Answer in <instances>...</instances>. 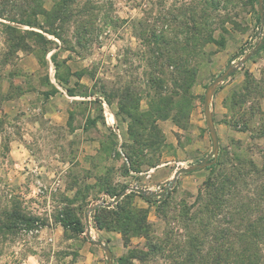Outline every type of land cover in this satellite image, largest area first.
Listing matches in <instances>:
<instances>
[{
  "label": "rangeland",
  "instance_id": "rangeland-1",
  "mask_svg": "<svg viewBox=\"0 0 264 264\" xmlns=\"http://www.w3.org/2000/svg\"><path fill=\"white\" fill-rule=\"evenodd\" d=\"M36 1L48 13L37 17L43 30L8 20L21 19L24 0H0V264H107L105 251L87 238L90 207L112 202L113 194L127 188L170 183L177 170L212 153L205 94L229 63L236 65L259 46L264 25L258 2ZM6 26L21 30L23 49L12 48ZM25 31L43 33L46 40ZM155 49L164 52L163 62L177 58L175 49L192 61L191 86L152 68ZM55 73L91 98L71 104L55 96ZM155 79L163 81L162 89ZM158 94L173 98L169 118H151L157 131L149 130L147 142L139 144L129 134L128 112L150 117ZM102 103L111 108L106 115ZM211 110L220 142L211 161L220 164L182 175L166 203L149 205L136 192L127 194L130 208L147 211L149 238L166 240L165 252H151L144 236L97 230L90 214L92 237L111 248L114 264H187L190 236L209 235L206 252L213 233L225 228L231 230L227 249L236 252L233 236L240 224L235 216L226 225L230 213L248 205L252 219L264 214V50L219 86ZM111 112L116 121L109 126ZM215 196L225 205L211 218L204 212ZM199 213L211 219V233L199 224L205 215L192 220ZM73 219L81 220L84 233Z\"/></svg>",
  "mask_w": 264,
  "mask_h": 264
},
{
  "label": "trees",
  "instance_id": "trees-1",
  "mask_svg": "<svg viewBox=\"0 0 264 264\" xmlns=\"http://www.w3.org/2000/svg\"><path fill=\"white\" fill-rule=\"evenodd\" d=\"M258 2V0H256ZM25 6H20L21 8V19L10 18L8 19L12 23H18L26 26H30L32 28H38L43 30L42 25L37 23V17L40 15L47 16L48 13L36 0H24ZM58 13L56 14V16ZM261 23V19H260ZM6 29L9 31V40L11 42L12 48H20L23 49L25 46V41L22 37V32L17 27L6 26ZM45 33H49L55 35V33H51L48 31H44ZM25 34H31L36 36L39 39L46 40L43 33H38L35 31H25ZM213 37L209 36V41L211 42ZM188 46H185L187 48ZM184 47L183 51H185ZM258 52L264 50V36L260 41L259 46L257 47ZM174 53H176L177 58L168 57L165 62L163 55L164 52L160 49L152 50V59L150 61V65L154 70H158L162 75H170L171 78H175L176 84L181 82V86L184 87L191 82L193 83L195 80L196 72L195 66L193 65L190 59L180 58L181 52L180 49H175ZM56 58V54L52 56L53 62L55 64L56 70L58 64L54 60ZM230 65V63H229ZM228 65V67H229ZM227 67V68H228ZM171 68V72H167V69ZM234 76V75H233ZM57 80L61 86L67 85L63 82L58 75L56 74ZM227 81V80H226ZM153 84L159 85V88L162 89L163 81L161 79L153 80ZM65 88V87H64ZM67 93L70 96H75L73 89H71L68 85L65 88ZM57 90V89H56ZM94 96V95H93ZM173 98L165 97L161 95H157V102L154 113H148L147 118L136 117L131 112H128V116L131 118V124L129 127L130 136H137L139 139L138 143L147 142L146 136L150 131H157V127L155 122H152L153 117L158 119L169 118L167 113V108H172ZM172 105V106H171ZM170 111V110H169ZM176 122H179L178 117H175ZM97 120H93V125L97 124ZM262 136L264 137V126H262ZM146 139V140H145ZM220 162L218 161L215 165L209 167L208 169H213ZM253 164V163H252ZM254 169L257 171V167L254 166ZM228 181V180H227ZM218 192L224 194V189H219ZM119 195L118 193L113 194L114 198ZM149 205H156L157 203H166L170 194L168 193L164 198L157 199L156 197H150L149 199H145V197L138 195ZM264 199V196L262 197ZM129 196L123 198L118 204H116L113 208H104L100 207L93 212V220L95 223V228L97 230H104L106 232H120L123 236L133 235L134 237H142L144 236L148 241V248L153 253L165 252V242H153L149 238V232L151 225L148 222V213L146 210H134L130 208V206L126 203ZM217 196H215L214 200H210V204L206 205V211L210 215L211 218L215 215V213L223 208L225 205V201L221 204L216 202ZM215 203V204H214ZM223 204V205H222ZM213 205L214 209L212 210L209 206ZM209 208V210H208ZM251 206L241 205L239 209L234 213H230L229 219L225 220L226 225H231L235 222L233 218L237 216V222L240 224L238 229L240 232L233 237H236V241L238 244V248L236 252L230 251L228 248L231 230L230 228H225L222 231H216L213 233V241L210 243L208 247V251H204V246L209 241L208 236H202L200 234L195 236H190L188 250L185 255V259H187V264H264V254L261 250V245H264V214H261L260 217L253 218L251 215ZM199 213L192 220H196L200 215L204 216L205 214ZM206 216V215H205ZM207 218L199 219V224L204 227V232L211 233L209 220H211L208 216ZM228 218V217H227ZM74 228L79 233H84V228L81 220L73 219ZM246 223V224H244ZM213 232V231H212ZM230 246V245H229ZM143 255H148L142 253Z\"/></svg>",
  "mask_w": 264,
  "mask_h": 264
},
{
  "label": "water",
  "instance_id": "water-1",
  "mask_svg": "<svg viewBox=\"0 0 264 264\" xmlns=\"http://www.w3.org/2000/svg\"><path fill=\"white\" fill-rule=\"evenodd\" d=\"M258 12L261 17V23L264 25V0H258ZM258 55V50L255 49L252 53L248 54L246 57L241 59L236 65L229 66L224 73H222L220 76H218L207 88L205 98H204V115L206 117V123L207 127L210 131V135L212 138L213 142V151L212 153L200 164L191 167V168H181L177 170L174 174L173 179L170 181V185H174L176 181L178 180L180 175L183 174H190L199 170L206 169L215 162H212L211 160L214 158L217 160L219 156V136L217 133L215 121H214V116L211 110V105L213 98L215 96V93L219 86L224 84L226 80L230 79L233 75H235L241 68L244 66L249 60H251L253 57ZM128 191L136 192L137 194L145 197V199H149L150 197H157V193L150 190V189H144V188H138V187H132V188H127L124 190L122 193L117 195L112 202L110 203H95L93 204L86 216V223H87V238L89 241H92L94 245L100 247L103 249L106 253L107 257V264H114V255L109 246H107L105 243L101 241H96L92 237L91 234V225H90V214L93 213L96 209L100 207L104 208H113L116 204H118L124 197L127 196Z\"/></svg>",
  "mask_w": 264,
  "mask_h": 264
},
{
  "label": "crops",
  "instance_id": "crops-1",
  "mask_svg": "<svg viewBox=\"0 0 264 264\" xmlns=\"http://www.w3.org/2000/svg\"><path fill=\"white\" fill-rule=\"evenodd\" d=\"M50 81L57 87V88H59V89H57V93L55 94V96H58V95H60V96H62L63 98H67L68 100H71V104H74V103H76L79 99L80 100H83V101H81V102H85L84 100H88V99H90L91 97H88V96H82V95H80V94H78L77 92H75L74 91V94H75V96H70L68 93H67V90L63 87V86H61L60 84H59V82H58V80H57V77H56V73H55V75H54V78L53 79H50ZM71 89L73 88V87H70ZM55 96H51V99H55ZM98 96V95H97ZM97 96H93V99H97ZM99 98V97H98ZM101 102V101H100ZM103 105H104V103H102ZM106 107L108 108V110L109 111H111V108H110V106L107 104V106H105L104 105V111L102 110V112L106 115L107 114V109H106ZM55 113L56 114H61V112H58L57 110H55ZM116 121V116H113V114H112V112H111V116H109L108 117V121H107V124L109 125V126H112L113 124H114V122ZM98 123V122H97ZM19 151V150H18ZM20 152V151H19ZM184 175V174H183ZM181 176L182 175H180L179 176V178H181ZM174 177V176H173ZM145 203H147V202H145ZM148 204V203H147ZM112 234H116V235H118L116 232H112Z\"/></svg>",
  "mask_w": 264,
  "mask_h": 264
},
{
  "label": "built area",
  "instance_id": "built-area-1",
  "mask_svg": "<svg viewBox=\"0 0 264 264\" xmlns=\"http://www.w3.org/2000/svg\"><path fill=\"white\" fill-rule=\"evenodd\" d=\"M150 190L157 193V199H162L172 190V187L170 183H163L152 187Z\"/></svg>",
  "mask_w": 264,
  "mask_h": 264
}]
</instances>
